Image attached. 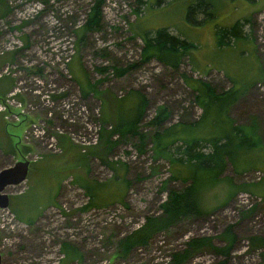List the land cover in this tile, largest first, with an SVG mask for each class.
<instances>
[{"label":"rangeland","instance_id":"obj_1","mask_svg":"<svg viewBox=\"0 0 264 264\" xmlns=\"http://www.w3.org/2000/svg\"><path fill=\"white\" fill-rule=\"evenodd\" d=\"M92 2L0 0V79H12L0 100L13 91L22 104L15 108L23 111L20 120H5L11 125V156L0 168L20 159L29 161L26 179L5 189L10 213L0 209V216L8 214L9 220L0 230L1 264H170L172 253L181 251L192 237L211 236L215 245L224 244L219 235L227 226L236 235L228 257L203 248L182 264H264L262 249L251 248L248 241L250 235L264 237V0H202L209 9L202 7L206 10L196 15L188 13L195 0H104L101 30L87 31L80 40L76 31ZM244 18H250L242 26L247 38L219 45L220 29ZM162 27L194 45L177 69L156 59L140 62V37ZM113 65L127 69L118 74ZM99 67L107 68L102 73ZM182 73L208 83L216 92L248 85L227 115L234 124L254 121L262 148L248 152L242 168L234 169L227 162L219 180L200 191L204 214L182 219L123 254L121 239L147 216L161 212L159 205L168 189L180 190L188 184L169 179L168 160L153 156L149 136L156 128L147 122L157 106L169 111L164 127L190 124L196 129L181 130L197 131L194 136L199 137L226 131L213 119L218 106H209L202 119L195 92ZM87 82L109 99L131 90L146 96L139 123V130L149 138L145 152L138 151L134 136L123 140L113 136L118 143L108 153L98 146L107 105L102 104L104 94L88 91L83 96L81 87ZM45 94L52 97L48 104L42 99ZM130 106L121 110L126 114ZM108 109L114 115V105ZM34 126L43 131L41 138L32 134ZM175 145L183 144L178 141L171 149ZM101 157L118 170L105 165ZM75 174L107 183L88 209H82L89 199L74 182ZM123 180L129 184L121 190ZM62 242L71 244L79 256H64Z\"/></svg>","mask_w":264,"mask_h":264},{"label":"trees","instance_id":"obj_2","mask_svg":"<svg viewBox=\"0 0 264 264\" xmlns=\"http://www.w3.org/2000/svg\"><path fill=\"white\" fill-rule=\"evenodd\" d=\"M103 1L93 0L85 22L76 31V33H81L80 36L78 35L80 40L83 38V33L87 31L101 30ZM202 7H208L209 9L207 3L202 2V0H195L193 6L188 8L189 15L202 13L206 10ZM249 22L250 18L239 19L230 26L220 29V40L218 44L228 45L232 41V38L246 39L247 37L243 34L242 26ZM140 38L143 42L140 52V62L156 59L161 64L173 69L178 68L183 56L190 55V48L194 46L190 41L170 33L166 27L159 28L154 33L149 31L145 32ZM106 68L99 67L97 70L103 73L106 71ZM112 68L118 74H122L127 69V67L119 68L114 65ZM181 75L195 92V101L202 109V119L206 117L209 106H218V111L214 114L213 119L221 122L222 126L226 128V131L224 133L212 132L207 137H199L194 136L198 133L197 131L196 133L188 134L181 130L186 127L195 130L196 127L193 128L190 124H177L164 127L163 123L168 118L169 111L164 105L157 106L154 116L147 122L148 125L156 128V131L149 136L152 142L153 156L168 160L170 165L169 179H180L183 182H188V184L180 190L168 189L166 198L159 205L161 212L155 216H147L140 227L121 239L120 249L123 254L133 246L147 244L148 239L153 234L168 229L182 219H189L204 214L200 206V191L206 185L213 184L219 180L218 176L225 168L227 162L231 163L234 169L242 168L240 167V163L247 158L246 154L262 148L260 143L261 137L257 132L254 121L247 125L234 124L232 118L227 115L230 104L238 98L243 88L248 85L240 89L233 86L229 89L216 92L208 83L200 79L191 80L184 73ZM95 86V84L90 82H87L85 87L82 86L81 91L83 96H86L89 93L88 91H93L95 94H104L103 90H99ZM101 100L102 104L107 105V107L103 108L101 116L102 127L99 134L100 143L98 146H101V149L103 151L105 150V153H108L118 143V141L112 139L113 136L117 135L120 140L134 136L138 141V151L140 153L145 152V143L149 138L146 137V133L139 130V123L144 116L147 105L146 96L137 90H131L126 95L113 99H109L104 94ZM129 102L132 103L131 106ZM108 105L110 107L114 105V115H111ZM124 106H130L127 108L126 114L121 110ZM106 124L110 125L109 129L103 127ZM184 134L187 136H184ZM59 140L65 143L63 137H60ZM178 141H181L183 145H175L171 149L172 145ZM206 146L208 150L204 151L203 148ZM96 155L99 158L101 156L100 152ZM101 159L105 165L118 170V167L114 166L115 163H110L102 157ZM208 176L209 178L206 179ZM74 182L84 190L89 199L88 203L82 209L90 208L93 205L90 203L91 200L96 198L100 194V191H105V187H107V183L90 182L80 174L74 175ZM87 183L93 186L90 187ZM127 184L129 182L123 180V184H119L118 187L123 190V187L125 188ZM18 219L21 221L25 220ZM25 221L27 223H33V219ZM212 238L211 236L190 238L185 242V247L181 251L172 253L170 264H182L186 259L203 248L211 250L218 256L228 257L233 243L236 240V235L232 231L231 226L225 227L219 235V238L224 240V244L215 245L212 242ZM248 241L251 248L262 249L261 257L264 259V237L250 235ZM61 251L69 259L79 256V252L68 242L61 243Z\"/></svg>","mask_w":264,"mask_h":264},{"label":"water","instance_id":"obj_3","mask_svg":"<svg viewBox=\"0 0 264 264\" xmlns=\"http://www.w3.org/2000/svg\"><path fill=\"white\" fill-rule=\"evenodd\" d=\"M28 169L29 161L26 159L16 160L12 164L0 168V208H6L9 205V195L5 192L6 187L23 182L27 177Z\"/></svg>","mask_w":264,"mask_h":264},{"label":"built area","instance_id":"obj_4","mask_svg":"<svg viewBox=\"0 0 264 264\" xmlns=\"http://www.w3.org/2000/svg\"><path fill=\"white\" fill-rule=\"evenodd\" d=\"M2 72H4V71H2ZM0 76H1V72H0ZM20 84H18V85H20ZM17 89H19V87H17ZM42 99L46 104H48V103H50V100L52 99V97L50 98L49 94H45V95H43ZM63 105H65V104H63ZM18 106H22L21 101H19L18 99L15 98V93L13 91L9 92V93H7L6 97L3 100H0V113H2L3 118L5 120L11 119V118L16 119V120H18V119L20 120L21 117L23 116L20 114H23V111L16 109V108H18ZM64 107L68 108L69 106L65 105ZM13 108H15L16 110L13 111ZM63 118H65V117L63 116ZM69 121H72V119H69ZM32 131H33L32 134L34 135L35 138H41L43 135V133H42L43 131H38L35 128V126L32 129ZM0 209L5 210L6 211L5 213H10V211L8 212L7 208H0ZM5 213L2 214V216H0V230L2 228H4V225L9 222L8 217H7L8 214H5Z\"/></svg>","mask_w":264,"mask_h":264},{"label":"crops","instance_id":"obj_5","mask_svg":"<svg viewBox=\"0 0 264 264\" xmlns=\"http://www.w3.org/2000/svg\"><path fill=\"white\" fill-rule=\"evenodd\" d=\"M11 85L12 79L10 77L0 79V97L4 96ZM9 126L11 125L4 120L2 113H0V165H3L6 161L9 162L11 156V153L9 155L11 151Z\"/></svg>","mask_w":264,"mask_h":264}]
</instances>
